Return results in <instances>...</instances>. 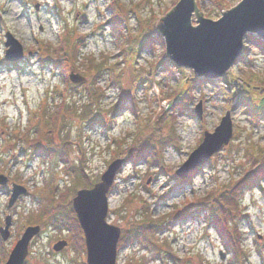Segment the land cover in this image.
Returning a JSON list of instances; mask_svg holds the SVG:
<instances>
[{"label":"rangeland","instance_id":"obj_1","mask_svg":"<svg viewBox=\"0 0 264 264\" xmlns=\"http://www.w3.org/2000/svg\"><path fill=\"white\" fill-rule=\"evenodd\" d=\"M178 1L0 0V169L20 172L31 193L12 209L8 208L9 195L0 194V223L7 215L13 216L11 238L0 245V264L8 260L16 239L28 226H39L41 233L30 243L27 264H86L85 250L76 249L70 232L58 230L51 221L58 199L51 193L56 191L58 197L66 188L70 192L81 189L69 174L81 162L86 163L88 181L100 182L117 160L113 154L118 150L126 162L109 196L107 222L119 227L122 236L143 224H155L161 231L151 240L156 246L137 244L121 249L118 264H264V195L236 187L264 163V117L257 116L255 108L260 99L251 101L264 98V52L255 43L256 36L245 39L244 62L203 90L188 89L191 97L181 103L186 106L183 111L171 109L172 98L180 97L187 77L191 81L195 75L191 70L186 75L174 70L169 76L161 64L154 69L167 58L166 46L142 44L151 32L164 42L158 25ZM196 1L204 18L217 21L242 0H222L226 9L217 0ZM192 23L197 25L196 15ZM7 33L23 47V60L15 64L5 59ZM66 40L70 50L80 41L85 45L82 55L103 64L98 77L95 70L91 75L84 73L90 61L79 63L78 68L69 69L68 76L78 74L85 81L69 80L65 85L61 70L44 61L52 60ZM62 90H66L63 95ZM61 103L59 125L41 146L52 152L47 159L36 156L30 143L38 129L51 125V116L44 114L54 112ZM198 107L202 119L196 116ZM248 111H255L256 116ZM225 115L233 125L230 143L203 171L180 179L176 172ZM36 119L40 120L37 130L32 125ZM12 131L25 134L26 143L13 137ZM136 141H144L145 150L125 153L135 144L141 147ZM19 151L25 154L19 157ZM140 155L147 159L135 162ZM152 157L158 161L154 166L145 162ZM66 158L70 160L67 164ZM260 184L264 189V179ZM223 195L230 208L227 227L234 233L231 246L217 237L212 225L205 226L201 213L192 210L183 218L173 216L177 208L204 199L217 208ZM73 198L63 204L69 210ZM61 240H68L70 246L55 252L53 246Z\"/></svg>","mask_w":264,"mask_h":264},{"label":"water","instance_id":"obj_2","mask_svg":"<svg viewBox=\"0 0 264 264\" xmlns=\"http://www.w3.org/2000/svg\"><path fill=\"white\" fill-rule=\"evenodd\" d=\"M196 15L198 26L192 18ZM165 41L166 54L177 68L193 71L208 82L223 77L232 67L242 62L244 39L247 34L264 41V0H242L234 8L226 11L217 20L204 18L197 11L196 0H179L176 6L158 25ZM6 58L10 62L20 61L23 56L21 43L10 33L7 34ZM73 83H82L84 77L70 73ZM196 116L202 119L201 107L196 108ZM233 135V125L228 115L213 133H206L201 145L190 155L177 175L185 179L191 171L200 172L210 158L228 145ZM124 160L113 162L102 175L101 181L92 189H82L73 199V207L83 229L87 264H116L121 229L107 222L109 197L115 177ZM8 183V178L0 175V186ZM27 190L13 185L9 207H13ZM12 217L8 216L6 227L0 229L2 238L10 237ZM39 226L28 227L13 248L6 264H25L31 241L40 234ZM68 246L67 240L54 245L60 252Z\"/></svg>","mask_w":264,"mask_h":264},{"label":"trees","instance_id":"obj_3","mask_svg":"<svg viewBox=\"0 0 264 264\" xmlns=\"http://www.w3.org/2000/svg\"><path fill=\"white\" fill-rule=\"evenodd\" d=\"M204 0H200L199 3L203 2ZM210 1H214V0H210ZM220 7H224V9L228 8V5H224L222 4L223 1L222 0H217ZM116 19V18H114ZM151 24H154V20ZM153 29V28H151ZM150 29V31H151ZM151 35V36H150ZM250 38H254L251 35H247L246 39H250ZM63 39V38H62ZM82 40V37H81ZM65 42H68V40L64 41V43L60 46L59 49L56 50V54L57 55H53L52 56V60L49 59H45V62L51 63L55 69H60L61 70V78L62 81L66 84H68L69 78H68V71L69 69H71V67H75L78 68V64L82 63L83 65H85L86 63H88L89 61L92 63L91 67H88L86 69V72H84L85 74H89L91 75L90 72H92L93 70H95L97 72V77L101 74V69L103 68V64L102 63H97L96 60L91 59L89 57H85L82 55V48L85 46L84 44L80 43L76 45V49L75 50H70L68 49L65 44ZM161 42L164 44V42L162 41V39L160 38V35L157 36L156 33H152L149 35H146L145 40L142 44V46L144 45H152L151 47L154 48V44ZM252 42V41H249ZM255 43L258 44V47L264 52V42L258 40L255 41ZM129 46L126 47V49H128ZM244 53H246L248 50L244 49ZM72 51V52H70ZM245 55V54H244ZM167 58H165L163 61H161L159 64L157 63L154 67V69H157L158 66L161 64L163 66H165V70L167 72H169V76H173L174 75V68L175 65L170 62ZM48 60V61H47ZM82 60V61H81ZM243 62L245 61V56L242 58ZM83 68V67H81ZM178 72H180L181 74H185L187 73V71H185L184 69H178ZM102 78V77H101ZM100 79V78H99ZM189 81V77H187L186 81L183 83V86L181 87V94L180 97H175L172 98L171 103L169 104V107H171V109H179V110H184V108H186V106L183 104V106L181 105V103L184 101V98L188 97V94L191 93H187V90L189 89L190 91H192V89H194L195 87H199L201 88V90L204 89V87L206 86V81L202 78L199 77H190ZM98 82V80L96 81ZM66 90H62L61 94L63 95L64 92ZM174 97V95H173ZM191 96L189 95L188 98H190ZM259 98V103L258 105H256V109L259 110V114H257V116L259 117H264V98H262V96L260 97H253L251 99V101L254 104V101ZM63 103H61L60 105H58L57 109L54 112H46L44 115H50L51 120L49 119V122L51 125H49V128L47 130H40L38 129V135L37 138L34 139L35 141H33L32 143H30L31 148H33V150L35 151V154L37 155H45V156H50V152L51 149H48L46 146L44 148H42L41 146H44L42 144V141L45 140H50L51 136L53 135V133L55 132V130L57 129L59 122L61 120V116H62V111H63ZM122 108V106H119ZM253 107V106H252ZM254 108V107H253ZM249 114L251 116H256L255 111H253V113H250V111H248ZM92 123L98 122L97 119H91ZM40 123V120L37 121V123H35L36 126H38ZM253 124V123H252ZM139 142V141H136ZM120 145L122 144V142L119 143ZM139 145L141 146L139 149L136 146V144L134 146H131L128 150L125 151V153H127L129 151H134V150H145L146 148V144L144 143V141L139 142ZM157 154V152H156ZM122 153H120V151H115L113 154V160L115 159H121ZM124 157V155H123ZM122 157V158H123ZM126 157V156H125ZM84 158V157H83ZM129 159L131 158V155H129L128 157ZM147 158L145 157V155H140L136 157L135 162H140L142 160H146ZM64 161L67 163L70 162L69 159H64ZM148 162V161H145ZM151 163V166H154L158 163V161H156V158H151V160L149 161ZM261 168V169H260ZM256 170V171H255ZM254 171L255 172H249L247 176H245L244 178H242L238 184L236 185V187L241 190V189H260L261 191L264 190L263 187L260 184V181L262 179H264V163L262 166L256 168ZM69 174H72L73 177L76 178V181L78 182V185L81 186V188H92L94 186V182L91 183V181L89 182L87 179V173H86V163L85 162H81L78 165H74L73 167H71V169L69 170ZM120 172V171H119ZM71 188H66L65 190H63L62 192H60V195L56 194V191L54 192V194L51 193V195H54V198H58L56 199V204H54V207L51 210V215L53 216V218L51 217V221L55 224L56 228L58 230L64 229L68 232H70L71 234V242L74 243V246L76 247V249L78 250H85V241H84V237H83V232L82 229L79 225V222L77 220L76 214L74 212L73 207H70V210L66 208L65 205H63L67 199L69 197H74L77 193V191L75 192H70ZM264 192V191H263ZM224 195L222 196V199L219 200V206L216 208V205L208 206L206 201L207 199H204L202 202H196V203H191L186 205L184 208H177L174 212H173V216L176 218H183L186 217L189 213L192 212V210H195V212L197 213H201L203 217L206 218V224L207 225H212L216 232L218 233V236L220 237V239L223 241V243L225 245H229L231 246L232 242L230 243V240H233V231H230V229L227 227V215L228 213H230V208L227 204V202L224 201ZM216 200V199H215ZM216 202V201H215ZM57 213H59V216L57 215ZM62 213H64V215H62ZM158 231L156 230V225L155 224H143L142 226H134L132 227L131 231H126L123 236L121 237L120 240V244H119V248H124L127 245H137V244H142L143 246L150 247L153 244H155L154 242H152L151 240L154 238L155 235H157ZM156 246V245H153ZM230 251H233V249L230 248ZM169 257V256H168ZM2 259V258H1ZM2 264V263H1Z\"/></svg>","mask_w":264,"mask_h":264},{"label":"flooded vegetation","instance_id":"obj_4","mask_svg":"<svg viewBox=\"0 0 264 264\" xmlns=\"http://www.w3.org/2000/svg\"><path fill=\"white\" fill-rule=\"evenodd\" d=\"M1 133L5 134L6 132L2 131ZM10 134L12 136H14L15 138H18L20 140H23V138H24L22 132L14 131V132H11ZM18 155H19V157L23 156L24 155L23 151H19ZM14 156H16V153H13V157ZM18 162H20V161L18 160ZM15 164H17V161H15ZM1 174H4L8 178V184L6 187H0V194L2 193L5 195H8L9 191H11L10 188H12V186L14 184H20V185L23 184V183H20L23 181L20 172L13 174V172L10 171L9 169L3 168V169H0V175ZM3 226H5L4 221H3V223H0V228H2Z\"/></svg>","mask_w":264,"mask_h":264},{"label":"bare ground","instance_id":"obj_5","mask_svg":"<svg viewBox=\"0 0 264 264\" xmlns=\"http://www.w3.org/2000/svg\"><path fill=\"white\" fill-rule=\"evenodd\" d=\"M207 19H209V18H207ZM196 26H198V24H197ZM247 35H249V34H247ZM243 54H244V45H243ZM166 56H167V55H166ZM232 68H233V67H232ZM232 68H231V69H232ZM178 69H185V68H178ZM231 69H230V70H231ZM230 70H229V71H230ZM229 71H228V72H229ZM192 72H193V71H192ZM228 72H227V73H228ZM227 73H226V74H227ZM193 74L196 75L194 72H193Z\"/></svg>","mask_w":264,"mask_h":264}]
</instances>
